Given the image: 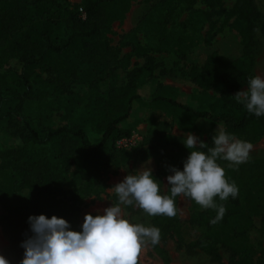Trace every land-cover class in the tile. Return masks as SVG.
I'll return each instance as SVG.
<instances>
[{
  "label": "trees",
  "instance_id": "trees-1",
  "mask_svg": "<svg viewBox=\"0 0 264 264\" xmlns=\"http://www.w3.org/2000/svg\"><path fill=\"white\" fill-rule=\"evenodd\" d=\"M133 1L59 4L56 0H0V119L20 114V106L26 101L46 99L50 87L59 95L72 93L83 69H102L107 77L115 79L104 96L93 95L82 106L67 105L62 115L49 117L44 134L25 121L23 141L27 145L3 148L0 143V227L8 235L18 264L24 256L21 244L32 235L30 216L44 214L50 219L55 215L67 220L70 230L80 231L78 214L53 189L72 157L81 155L87 172L98 175L109 166L117 167L128 155L115 146V141L130 134L127 119L142 100L138 89L153 74V64L149 58L126 71V81L118 83L119 72L128 67V60L120 61L119 48L111 47L105 37ZM183 1L185 6L197 0ZM201 1L210 7L222 2ZM227 14L232 18L228 30L209 46L203 45L187 69L192 82L217 96L205 107L196 108L178 100L174 87L163 84L148 104L168 116L186 115L194 122L222 127L241 140L255 142L264 135V116L250 114L233 97L251 79L244 61L251 56L253 0H235ZM154 124L155 131L146 141L159 140L169 130L167 119L156 118ZM193 127L199 128L196 124ZM207 134L213 137L215 132ZM189 154V149L175 142H155L140 156L154 163L153 176L161 182V174L171 167L183 170ZM224 168L229 181L234 174L239 180L264 186V157ZM214 199L218 205L223 204L218 196ZM138 215L149 226L160 228L161 233L175 230L188 246H199L215 256L218 253L212 240L226 235L233 244L238 243L231 247L232 264H264V212L260 229L248 226L241 230L229 227L227 212L216 224L210 223L217 215L210 208L205 213L193 212L180 226L173 217L150 216L142 209ZM194 221L198 226L188 227ZM190 231L195 232L193 237L187 234Z\"/></svg>",
  "mask_w": 264,
  "mask_h": 264
},
{
  "label": "rangeland",
  "instance_id": "rangeland-1",
  "mask_svg": "<svg viewBox=\"0 0 264 264\" xmlns=\"http://www.w3.org/2000/svg\"><path fill=\"white\" fill-rule=\"evenodd\" d=\"M67 1L80 2L56 0L59 4H66ZM234 1L222 0L218 6L210 7L201 0L185 6L183 0H134L124 17L111 24V31L105 40L111 47L119 48L120 61L128 60V67L119 72L118 83L126 81V71L145 64L149 58L152 59L153 74L138 89L142 100L136 103L127 119L130 134L122 137L125 140L119 142L121 139L119 138L115 141L116 147L128 152V155L120 160L119 165L109 166L95 175L87 172L83 167L82 156L77 154L72 157L68 166L62 168L61 176L54 183L56 195L72 206L78 214L80 231L86 214L94 216L102 214L104 208L118 202L112 187L122 182L128 174H135L143 167H150L152 172L156 170L154 163L140 156L151 144L175 142L185 147L183 138L187 133H192L201 141L208 143L209 147L213 146L212 137L208 136L207 131L216 132L218 127L194 122L186 115L168 116L164 111L150 106L148 100L163 84L174 87V95L178 100L196 108L205 107L217 96V93L203 90L192 82L187 69L203 45L209 46L222 38L228 30L232 18L227 12ZM253 4L255 20L251 56L244 61V68L250 78L257 75L264 77V0H253ZM155 24L158 27L155 28ZM77 81L72 93L59 95L50 87L46 99L34 98L32 101H26L20 106V114L0 119V143L3 148L27 145L23 141L25 121L44 134L50 122L49 117L52 118L54 114L62 115L67 105L82 106L93 95L104 96L115 84V79L107 77L102 69L92 68L79 72ZM247 87L248 85H244L238 91L247 90ZM156 118L167 119L170 122L169 130L163 133L159 140L146 141L155 131ZM193 124L199 128H194ZM250 143L253 149L248 161L263 158L264 135ZM218 163L231 168L228 161L218 160ZM170 174H172L170 170L161 174V190L164 194H170L166 179ZM231 181L235 182L239 192L235 198L230 196L223 201L229 227L241 230L254 226L260 229L263 223L264 186L259 182L239 180L234 174ZM176 204L181 210L173 217L177 221V226L189 221L193 212L205 213L208 210L182 196L176 198ZM122 208L131 222L149 226L143 222L142 216L138 215L141 212L140 208L135 206ZM197 226L196 221L188 224L190 228ZM190 232L187 234L193 237L195 232ZM212 243L216 247L217 256L199 246H188L180 240L175 230H168L161 233L157 245L153 246L151 243L147 245L141 253L139 264H232L234 253L231 247L238 243L233 244L226 235L216 236ZM0 255L8 259L10 264H18L8 235L1 227Z\"/></svg>",
  "mask_w": 264,
  "mask_h": 264
},
{
  "label": "clouds",
  "instance_id": "clouds-1",
  "mask_svg": "<svg viewBox=\"0 0 264 264\" xmlns=\"http://www.w3.org/2000/svg\"><path fill=\"white\" fill-rule=\"evenodd\" d=\"M250 114L264 116V77L257 75L248 82L247 90L234 96ZM190 154L183 170L171 167L166 177L170 194L161 190V182L150 167L128 174L112 189L118 197L116 204L104 208L102 214H86L81 231L70 230L64 218L44 214L30 216L32 235L22 242L24 256L20 264H139L142 251L149 243L160 242L161 230L143 223H133L122 206H135L150 216L175 217L176 198L182 196L195 201L201 208L215 209L217 215L210 223L219 222L226 208L218 205L215 197L226 201L235 198L239 189L226 177V170L218 160L229 162V167L248 161L253 145L218 127L212 137V147L192 133L182 141ZM206 149V151H205ZM0 264L10 261L0 255Z\"/></svg>",
  "mask_w": 264,
  "mask_h": 264
},
{
  "label": "built area",
  "instance_id": "built-area-1",
  "mask_svg": "<svg viewBox=\"0 0 264 264\" xmlns=\"http://www.w3.org/2000/svg\"><path fill=\"white\" fill-rule=\"evenodd\" d=\"M122 140H125L124 138H121V139H119L118 141L120 142V141H122Z\"/></svg>",
  "mask_w": 264,
  "mask_h": 264
}]
</instances>
